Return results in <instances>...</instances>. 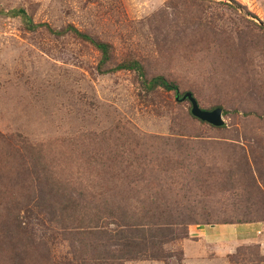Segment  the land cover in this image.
<instances>
[{
    "label": "rangeland",
    "instance_id": "1",
    "mask_svg": "<svg viewBox=\"0 0 264 264\" xmlns=\"http://www.w3.org/2000/svg\"><path fill=\"white\" fill-rule=\"evenodd\" d=\"M18 9L111 44L109 68L138 60L226 124L147 94L133 72L101 75L100 53L72 34L0 15V264L117 257L122 241L96 249L95 233L126 235L132 218L167 239L122 264H264L254 241L223 255L220 229L190 235L264 234V0H0Z\"/></svg>",
    "mask_w": 264,
    "mask_h": 264
},
{
    "label": "trees",
    "instance_id": "2",
    "mask_svg": "<svg viewBox=\"0 0 264 264\" xmlns=\"http://www.w3.org/2000/svg\"><path fill=\"white\" fill-rule=\"evenodd\" d=\"M0 15L21 18L27 29L31 31L46 29L55 36L72 34L76 38L92 45L100 53L98 71L101 75L114 74L118 72H133L139 77L143 89L147 94H156L159 90L174 92L176 95L179 92V86L167 79L165 76L155 75L153 77H148L145 66L138 60H126L113 68H109L113 61V46L79 31L72 25L67 26L63 30H55L49 24H37L33 21L25 9H18L9 13L0 12ZM143 226L144 224H135L132 218L128 221V223H126V227L128 228L126 235L117 234L113 236L109 232L108 228V230L103 232H96L95 234L99 237H95L94 239V248L96 247V249H98L101 246L102 250L107 249L109 247L108 244L112 242V239H116L118 242L122 241V244H118V247H123V249L119 251V256L113 258L103 257V259L99 260V263L95 262L94 264H122L123 260L136 259L144 253H147V249L154 250L166 241L167 236L161 234V231L158 230L155 225L147 224L146 226L148 228H143ZM188 236L189 234L187 232L184 237L188 238ZM101 243L103 245H99Z\"/></svg>",
    "mask_w": 264,
    "mask_h": 264
},
{
    "label": "crops",
    "instance_id": "3",
    "mask_svg": "<svg viewBox=\"0 0 264 264\" xmlns=\"http://www.w3.org/2000/svg\"><path fill=\"white\" fill-rule=\"evenodd\" d=\"M254 226V225H253ZM228 226H216L210 228L208 231L204 228H191L190 229V235L192 237H196L198 239H211L213 240L214 235L212 230L220 229V231L223 233L222 239L215 241L213 245L218 247V250L222 251L223 255H230L234 254L235 252V246L234 248H230L232 244H237L242 241H254L260 246V249L262 250V253L264 254V234L263 231L258 230L257 227L251 228L248 232H242L245 231L241 228H227ZM236 229V230H235ZM238 229V230H237ZM233 232V236H230V233ZM226 235V236H224ZM247 236V237H246ZM228 245V247L224 246Z\"/></svg>",
    "mask_w": 264,
    "mask_h": 264
},
{
    "label": "water",
    "instance_id": "4",
    "mask_svg": "<svg viewBox=\"0 0 264 264\" xmlns=\"http://www.w3.org/2000/svg\"><path fill=\"white\" fill-rule=\"evenodd\" d=\"M176 100L179 102H189L192 116L199 121L215 128H222L225 126L226 122L223 117L224 111L222 108H216L211 111L203 110L191 92L184 94L183 97H180V92H178Z\"/></svg>",
    "mask_w": 264,
    "mask_h": 264
}]
</instances>
